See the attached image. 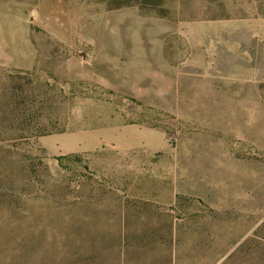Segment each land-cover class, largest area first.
I'll return each mask as SVG.
<instances>
[{
	"label": "rangeland",
	"instance_id": "374dc122",
	"mask_svg": "<svg viewBox=\"0 0 264 264\" xmlns=\"http://www.w3.org/2000/svg\"><path fill=\"white\" fill-rule=\"evenodd\" d=\"M0 264H264V0H0Z\"/></svg>",
	"mask_w": 264,
	"mask_h": 264
}]
</instances>
